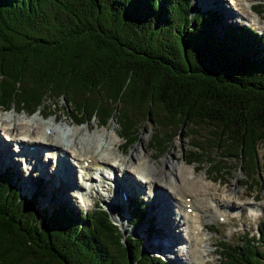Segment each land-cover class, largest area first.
Masks as SVG:
<instances>
[{"label": "trees", "instance_id": "trees-1", "mask_svg": "<svg viewBox=\"0 0 264 264\" xmlns=\"http://www.w3.org/2000/svg\"><path fill=\"white\" fill-rule=\"evenodd\" d=\"M221 20L187 0H0V106L51 114L44 102L63 98L76 122L113 118L125 148L148 122L156 154L185 129L188 163L222 180L236 160L240 185L262 189L264 31L231 23L219 34ZM13 175L0 171V264H166L102 207H40L42 183L22 195ZM128 206L143 223L146 205ZM257 229L221 241L217 264H264V221Z\"/></svg>", "mask_w": 264, "mask_h": 264}, {"label": "bare ground", "instance_id": "bare-ground-1", "mask_svg": "<svg viewBox=\"0 0 264 264\" xmlns=\"http://www.w3.org/2000/svg\"><path fill=\"white\" fill-rule=\"evenodd\" d=\"M217 1L221 6L224 5L223 0ZM232 1L234 0H230V2ZM252 1L247 0L248 6L252 4ZM225 9L228 8L226 7ZM239 9H244V7L241 6ZM229 14L233 16L231 9ZM14 111L7 115L0 113V129L2 130L0 135L2 134V138L8 139L9 143H16L14 144L15 148H9V143L0 142V152L4 154V159H12L11 150L18 148L20 155L28 160V164L33 161L32 166L37 167V165L43 163L38 152L42 148H45L48 155L56 156L57 158L56 168L51 172V175L58 176L60 185L66 187L65 191L68 193V196L70 194V196L77 197V195H83L84 192L87 199L89 197L93 198L92 192L95 189L94 185L97 181L99 183L104 181L102 179L103 170L100 174H97L96 170L98 171L103 168L110 169L111 172H114L112 182L117 183L115 187L111 186V184L106 186V191L132 192L136 195V199H139L138 194L143 192L147 197L153 198L155 209L152 210L151 214H158V217L156 216L158 221L167 228L166 232H168V234L164 233L166 239L165 237H159L158 241L153 237L150 239L152 249L158 251L157 257L162 258L164 256L165 258L168 256V259L175 260V263H177V260L180 264H203L204 255L208 252L206 249L208 237L204 232V223L201 221L202 217H222L221 213L224 210L222 207L225 204L228 206H224L226 209L240 208L237 205L238 200H231V195L228 193V197L227 194L222 197L223 194L217 192V186L212 190L204 187L208 185L206 182L207 178H205L203 173H195L193 167L185 165L184 162L175 164L173 160L166 158L164 167H157L150 162L153 154L142 152L138 148L132 150L130 156L124 158L121 155H126V152L121 143L116 140V130L113 133L103 135L104 137L100 140L102 142L99 141L101 143L99 151L96 150L98 145H95L96 147L90 150L83 145L81 146L82 139H84L83 135L86 131L90 130V126L81 129L74 128L72 131H69V129L66 131V127L59 130L53 124L57 120L56 116L53 120L47 122V125L43 128L42 123L37 120H33L35 124L34 122L32 124L24 123L22 121L23 117L15 115L16 111ZM108 149H110L109 152L105 153V150ZM118 151L122 154H118ZM68 156L72 161L69 160ZM46 161L50 162L49 159ZM7 163L11 164L13 168L15 167L13 162L8 161ZM61 163L62 168L60 167ZM43 165V168L48 170L47 163H43ZM8 168L5 167L1 172ZM43 168L40 174H46ZM117 171H120L121 174H118ZM52 190L54 191L55 187ZM59 193L61 196L62 189ZM95 194H98L97 189L95 190ZM81 200L82 202L85 201L84 198ZM140 203L147 205L145 202ZM118 206L120 205H113L112 208L115 216H123L126 213V222L129 226H132L131 223L134 220L130 216V206H121V211L118 210ZM146 207V213H148L149 207ZM151 207L153 208L152 205ZM187 207L191 208L190 212L186 211ZM201 208L202 213L205 215L201 214ZM253 210L257 209L254 207L252 208ZM146 213L143 224L146 220ZM149 218V220L152 219L151 216ZM116 221H122V225L124 223L123 219ZM113 222L115 221L113 220ZM152 224L148 223L146 225L147 231L145 232L147 234L148 227ZM140 227L136 228L132 226V229L138 231ZM171 229H174L173 232ZM258 232L259 230L257 229V232L253 233L258 234ZM141 236L135 237L140 239ZM177 242L179 244L177 251L180 252V255L176 253L175 256H171L170 253L175 251L174 247Z\"/></svg>", "mask_w": 264, "mask_h": 264}, {"label": "rangeland", "instance_id": "rangeland-1", "mask_svg": "<svg viewBox=\"0 0 264 264\" xmlns=\"http://www.w3.org/2000/svg\"><path fill=\"white\" fill-rule=\"evenodd\" d=\"M191 3H193L194 5H199L201 8L205 9H211V8H217L219 14H221L222 16V21H219V26H217V32H219V34H221L220 30L222 26H225L226 24H235V25H242L243 24H248L251 25L254 29H257L259 31L264 29V21L263 19H260L259 17L256 19V16H254L255 14L252 11V4L248 6L247 4V0H234L232 2H230V0H223L224 5L221 6L220 3L217 0H208V1H202V0H190ZM257 1H262V0H254L253 4H255V2ZM247 5V6H246ZM243 6L244 9H239V7ZM228 9H225V8ZM230 9L233 12V16H231L229 14ZM251 9V10H250ZM235 15V17H234ZM256 19V20H255ZM222 25V26H221ZM254 55L256 54H260V49L255 47V51H252ZM44 104L46 106H49L50 109L54 110V114L50 115L49 117H46L44 119H40V115H39V111L35 112L32 115H26V112H18L15 115L19 116V117H23V122L27 123V124H32V122H34L33 120H37L40 121L42 123V127L44 128L47 125V122L53 120L56 116H57V120L54 121V127L55 128H59V130H61L63 127H66V131L69 129V131H72V129L77 128V129H81V128H87V126H90V130L86 131L85 134L83 135L82 142H81V146L83 145L84 147H87V149L93 150L97 145L98 148L96 149L97 151H99V149H101L100 145L102 141L101 138L104 137L103 135L108 134V133H113L114 130H116V133H118V126L115 123L114 119H109L107 121V123L104 126H99L97 123H95L94 119H91L85 123L82 124H74L72 122L71 119V115H70V108L68 107V103L62 101L61 99H57V98H47V100L44 102ZM10 112H13V109L11 108V110H8L6 112H0L1 114L3 113V115H7ZM41 113V112H40ZM69 125H68V124ZM35 124V122H34ZM1 130V129H0ZM152 127L150 125V123L148 122H144L142 125L139 126L138 128V139L135 143H132V145L130 146V148L126 149V155H121L124 158H127L128 156H130V153L132 152V150L138 148V150L142 151V152H148L149 154H153V157H151L150 162L152 165H155L157 167H164L165 165V160L166 158H170V160H173V163L178 164L179 162H184L185 165L188 166H195V164H187L186 163V158L184 157V154H187L188 150L190 149L189 143L187 142V137H185V134L187 131H182L180 133L176 132L174 135L171 136V140H170V145L169 148L166 149L164 151V153L159 154V155H155V151L152 150V148H150L149 145V135L151 133ZM2 133V130L0 131ZM102 134V135H100ZM8 139H4L2 138V134L0 135V142L2 143H9L7 141ZM116 140H118L119 143L122 142V140L119 137H116ZM100 141V142H99ZM14 143L11 142L8 147H12L15 148V146L13 145ZM70 146L71 143L69 142ZM96 145V146H95ZM110 149L105 150V153H108ZM14 152V150H13ZM258 155L261 156L264 153V142L259 144V149H258ZM2 152H0V157L2 156L1 154ZM12 154V153H11ZM118 154H122L121 152L118 151ZM41 160L43 161V163L45 164V158L40 156ZM69 160L71 159L68 156ZM12 160V159H10ZM68 160V161H69ZM72 161V160H70ZM9 162H13V161H9ZM0 163H1V159H0ZM14 163V162H13ZM33 161H31V165L28 164L29 169L24 170L22 166L17 165L16 170H17V174L20 175H24L28 177V174H30L31 179L34 180L35 177H41L44 180V185L42 188L43 190V194L44 197L41 198L42 203L45 201H48L49 199V192L52 191L54 195H56L55 200L54 201H48L46 202V204H55V206L57 205H61V204H65L69 207H73L74 209H78V208H82L85 210H90L92 208V206L94 205L93 202L96 201L99 202V204L103 207V208H107V210H111L113 211V205L112 204H117L120 202V200H123V196H121V192L120 191H113V192H109L105 190L106 186H109L111 184V186L115 187L116 183L110 181V179L108 178V175L110 176L109 172L104 171L103 175H102V179L104 180L103 182L101 181L100 183L97 181V183L94 185L93 189V198H88L86 201L81 202L82 200L80 199V196L77 195V197L75 196H68V193H66V187L61 186L60 185V179L58 178V176L56 175H51L52 171V166L50 163L47 162V166H48V170H46L45 168H43V163L41 165H37V167L32 166ZM70 163V162H69ZM228 164L231 165V170L227 172V170L223 169V172H227V174L223 175L222 180H220V182L218 181H210V175L215 176L214 173H210L208 171V163H203L202 165H199L198 169H194V172L197 174L203 173V175L205 176L206 182L208 185L204 186L207 187L208 190H212L214 189L215 186H217V192L219 194H223V196H226V194L228 193L229 195H231V200H238V207L240 208H236V209H226L224 208V206L226 207L227 204H225L222 208L224 210H222L223 214H227L228 218L226 219V221H224L223 223H219L217 221V218L215 217H207V216H203L202 217V223H204V232L206 233V236L208 237V243L206 246L207 254L204 255V262L203 264H216L218 263V255H216L215 253V249H216V245L218 244V240L223 239L227 242H231V243H238L239 239L242 237H244L247 233H253V232H257V228H256V224L261 222L262 220L264 221V167H260L257 171L258 173V182L261 184V186L263 187L262 189H259L258 187H256L254 190H251V192L246 189L245 187H242L240 185V183L242 182V180L245 179L244 173L241 171L240 165H238V163L236 162V160L231 161L228 160ZM238 165V166H237ZM15 166V165H14ZM31 167L33 169L32 172L29 173V170H31ZM62 168V163L61 166ZM1 168V165H0ZM36 168V170H35ZM45 170L46 174H40L41 171ZM163 171V170H162ZM39 173V174H38ZM118 174H121L120 171H117ZM32 174V175H31ZM209 174V175H208ZM15 175V174H14ZM132 175V174H131ZM209 177V178H208ZM48 178V179H47ZM19 179L21 181H18L19 184H21V182L23 181V179L19 176ZM25 185L22 186L21 184V191H25L24 189H26V185L28 187L29 185V180H25ZM117 181V180H116ZM59 184V185H58ZM210 185V188H209ZM55 190L53 191L52 189ZM62 189V193L60 196L59 191ZM98 190V194H95V190ZM145 189V188H144ZM147 191V190H145ZM143 193V192H142ZM22 194V193H21ZM95 194V195H94ZM227 194V197H228ZM84 195V192H83ZM136 196V195H135ZM73 197V198H72ZM140 200V202L142 203H146L149 207V211L148 213H146V220L144 222V224H142V226L140 227V229L138 231H134L132 229V226H129V230L127 232V234H133L134 236H138V235H142L140 238V247L143 246V251L148 250V252L150 254H153L154 256H156L157 252L156 250H153L151 247V237H153L156 241L159 240V237H165L164 233L168 234L167 228H165V226L161 225L160 222L158 221V214L153 213L151 214L152 210L155 209V204L153 203V198L152 197H147V195H145L143 197H140L138 199V201ZM40 201V202H41ZM81 202V204H80ZM139 202V203H140ZM241 203V204H240ZM83 205V206H82ZM151 205L153 206V208L151 207ZM158 205V204H157ZM228 207V206H227ZM257 209V210H253L252 208ZM260 207V208H259ZM259 209V210H258ZM233 210V211H232ZM201 214L202 213V208H201ZM254 212V214H253ZM221 213V214H222ZM126 213H124L123 216H119L116 217L115 213L113 211V215L114 218L113 220H124L126 222L127 217L125 216ZM151 214V215H150ZM205 215V214H203ZM149 216L152 217L151 220H149ZM154 216V217H153ZM157 216V217H156ZM155 218V219H154ZM156 222V223H155ZM148 223H153L154 226L157 227L158 231L157 233H155L153 235V233H146L145 231H147V227L146 225H148ZM121 228L124 230V225L121 226ZM165 228V229H164ZM174 229H171V231L173 232ZM176 231L178 232V230L176 229ZM155 236V237H154ZM166 239V237H165ZM179 239V238H178ZM158 243V242H156ZM178 242L176 243V246L174 247V252H171V256H175L176 253L178 255H180V252L177 251L178 249ZM148 247V249H147ZM170 249V248H169ZM162 259L164 260L163 262L166 264H180L177 260L175 263V260H170L168 259V256L164 258V256H162Z\"/></svg>", "mask_w": 264, "mask_h": 264}]
</instances>
